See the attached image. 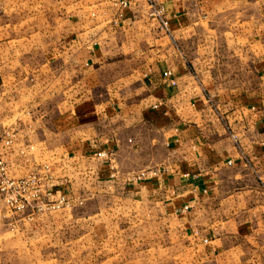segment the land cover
<instances>
[{
	"label": "crops",
	"instance_id": "crops-1",
	"mask_svg": "<svg viewBox=\"0 0 264 264\" xmlns=\"http://www.w3.org/2000/svg\"><path fill=\"white\" fill-rule=\"evenodd\" d=\"M120 1L0 0L10 171L75 149L95 176L159 187L215 264H264V0H154L166 28L145 0ZM97 75L119 102L70 105Z\"/></svg>",
	"mask_w": 264,
	"mask_h": 264
},
{
	"label": "rangeland",
	"instance_id": "rangeland-1",
	"mask_svg": "<svg viewBox=\"0 0 264 264\" xmlns=\"http://www.w3.org/2000/svg\"><path fill=\"white\" fill-rule=\"evenodd\" d=\"M192 32L189 54L194 57L199 34ZM207 65L215 66V54L209 56ZM106 73L111 78L115 75L112 70ZM100 80L97 75L90 86L78 85L75 100L69 104L80 106L84 102L77 101L78 97L92 95L96 96L93 108L94 103L105 108L111 92L114 101L108 105L115 106L117 88L110 89L111 80L107 85ZM67 103L62 102L60 111L67 109ZM8 128L0 124V156L8 176L39 174L42 179L39 195L30 197L21 210L10 209L0 191V264H215L203 255L209 251L203 245L207 239H200L180 215L164 206L159 187L150 189L145 183L132 187L95 176L89 169L95 163L75 157V149H43L38 162L11 172L4 156L13 143L1 142ZM17 150L16 155L23 154L21 148ZM32 154H36L34 149Z\"/></svg>",
	"mask_w": 264,
	"mask_h": 264
},
{
	"label": "built area",
	"instance_id": "built-area-1",
	"mask_svg": "<svg viewBox=\"0 0 264 264\" xmlns=\"http://www.w3.org/2000/svg\"><path fill=\"white\" fill-rule=\"evenodd\" d=\"M148 5V14L156 19L162 28L167 27V19L164 15L163 6L157 4L154 0H145ZM121 5H126L125 0L120 1ZM163 77L169 79L170 84H175L174 78L171 77L169 69L163 70ZM1 137L2 144L10 146L16 139L17 132L14 129L4 130ZM104 153H98L103 155ZM231 163V161H228ZM41 179L39 174H30L21 178H10L7 174L5 162L0 156V191L6 197L10 209L21 210L29 202L30 197L38 196L41 189Z\"/></svg>",
	"mask_w": 264,
	"mask_h": 264
}]
</instances>
